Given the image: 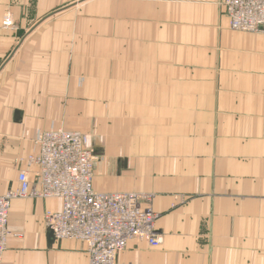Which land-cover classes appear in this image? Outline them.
<instances>
[{
	"label": "crops",
	"instance_id": "0c3cea01",
	"mask_svg": "<svg viewBox=\"0 0 264 264\" xmlns=\"http://www.w3.org/2000/svg\"><path fill=\"white\" fill-rule=\"evenodd\" d=\"M222 1L0 0V195L32 178L39 131L87 130L93 188L152 193L159 214L162 242L117 262L264 264V34ZM59 207L13 199L1 264H88L48 236Z\"/></svg>",
	"mask_w": 264,
	"mask_h": 264
},
{
	"label": "built area",
	"instance_id": "2783aa9c",
	"mask_svg": "<svg viewBox=\"0 0 264 264\" xmlns=\"http://www.w3.org/2000/svg\"><path fill=\"white\" fill-rule=\"evenodd\" d=\"M222 6L232 30L264 34V0H223ZM5 19L2 25H11ZM35 142L38 151L26 163L39 169L31 179L27 170H20L18 188L0 195V264L9 234L8 209L11 200L18 197L58 199L60 207L44 214L46 226L56 239L83 241L88 264H136L116 260L129 241L143 240L152 247L162 242L156 232L159 214L152 208V193L100 192L93 188V166L98 156L86 133L45 129L37 133ZM46 152L52 153L50 171L41 168Z\"/></svg>",
	"mask_w": 264,
	"mask_h": 264
},
{
	"label": "bare ground",
	"instance_id": "6f19581e",
	"mask_svg": "<svg viewBox=\"0 0 264 264\" xmlns=\"http://www.w3.org/2000/svg\"><path fill=\"white\" fill-rule=\"evenodd\" d=\"M5 17H6V15H5ZM5 17H4V19H5ZM7 22H11V20L8 18V19H5ZM35 139H36V137H35ZM35 139H34V142H35ZM36 143V142H35ZM51 159H52V153H50V152H46L45 154H44V156H43V160H44V164L41 166V168L43 169V170H45V171H50L51 169H52V163H51ZM34 166H36V171H37V169H39V166H37V165H35L34 164ZM18 188V187H17ZM16 188V189H17ZM15 190V189H14ZM18 198H21V197H18ZM25 198H27V197H25ZM30 198V197H29ZM13 199H15V198H13ZM12 199V200H13ZM11 200V201H12ZM10 207V206H9ZM8 212H9V209H8ZM7 222H8V217H7ZM8 229V228H7ZM8 232H9V230H8ZM9 234H10V232H9ZM9 234H8V236H9ZM8 236H7V238H8Z\"/></svg>",
	"mask_w": 264,
	"mask_h": 264
},
{
	"label": "rangeland",
	"instance_id": "374dc122",
	"mask_svg": "<svg viewBox=\"0 0 264 264\" xmlns=\"http://www.w3.org/2000/svg\"><path fill=\"white\" fill-rule=\"evenodd\" d=\"M7 15V14H6ZM10 19H11V16H10ZM3 20H4V18H3ZM3 20H2V22H3ZM3 26V25H2ZM9 26H13V21H12V19H11V25H9ZM263 34V33H262ZM82 132H84V133H86L87 135H88V137H89V142H90V135H92V133L90 132V131H87V130H84V131H82ZM97 156H98V154H96ZM99 157V156H98ZM97 161V160H96ZM95 161V162H96ZM95 164V163H94ZM94 167V166H93Z\"/></svg>",
	"mask_w": 264,
	"mask_h": 264
},
{
	"label": "water",
	"instance_id": "95a60500",
	"mask_svg": "<svg viewBox=\"0 0 264 264\" xmlns=\"http://www.w3.org/2000/svg\"><path fill=\"white\" fill-rule=\"evenodd\" d=\"M48 236H49L50 238H54V235H53V233H52L51 231H48Z\"/></svg>",
	"mask_w": 264,
	"mask_h": 264
}]
</instances>
